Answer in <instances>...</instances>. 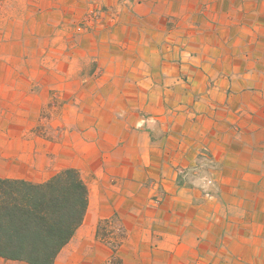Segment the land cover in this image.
Returning <instances> with one entry per match:
<instances>
[{
	"label": "crops",
	"instance_id": "0c3cea01",
	"mask_svg": "<svg viewBox=\"0 0 264 264\" xmlns=\"http://www.w3.org/2000/svg\"><path fill=\"white\" fill-rule=\"evenodd\" d=\"M0 45L4 68L41 80L29 123L0 113V179L74 169L89 191L54 264H264V0H7ZM196 165L212 198L178 183ZM104 220L125 233L115 252Z\"/></svg>",
	"mask_w": 264,
	"mask_h": 264
},
{
	"label": "trees",
	"instance_id": "16d2710c",
	"mask_svg": "<svg viewBox=\"0 0 264 264\" xmlns=\"http://www.w3.org/2000/svg\"><path fill=\"white\" fill-rule=\"evenodd\" d=\"M88 199V187L74 169L64 170L43 184L0 179V257L27 264H54L82 224ZM110 225L119 226L115 220H104L97 229V236L109 243L106 228ZM120 230L123 240L125 233ZM115 242L111 244L114 252L120 245Z\"/></svg>",
	"mask_w": 264,
	"mask_h": 264
},
{
	"label": "rangeland",
	"instance_id": "374dc122",
	"mask_svg": "<svg viewBox=\"0 0 264 264\" xmlns=\"http://www.w3.org/2000/svg\"><path fill=\"white\" fill-rule=\"evenodd\" d=\"M6 1L7 0H0V13L3 11ZM106 14H108V9L99 7L92 8L80 23L76 25V30L79 33L93 31L99 19H102ZM9 49L10 47L8 46L3 47L0 45V113H17L15 119H10V125L13 127V125H25L24 122H30V117L25 113H34L35 111L36 100L33 95L40 93L41 80L39 76L37 78L36 74L34 75L31 85L27 87L24 79L26 75L29 76L30 71H14L4 68L2 63L7 62L8 57H11ZM63 89L61 87H54L50 90L49 102L42 111H40V113L43 114L38 120V130L47 125V119L50 118V113H57L59 107L63 104H67L68 99L65 98L67 97V86ZM1 120L4 121L6 118L0 116V121ZM210 168L211 167L208 168L206 166L196 165L181 169L178 172V183L181 185L190 184L192 188L202 191L207 198H212L211 188L214 186L215 182L212 176L207 175V173H210ZM106 229L111 236L109 240L110 244H113L116 240L117 243L122 242L120 237L121 228L119 226L110 225L107 226Z\"/></svg>",
	"mask_w": 264,
	"mask_h": 264
}]
</instances>
